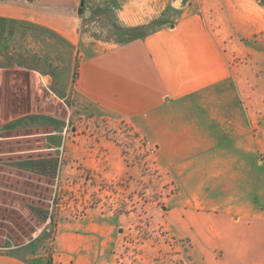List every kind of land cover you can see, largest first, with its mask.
I'll return each instance as SVG.
<instances>
[{
	"label": "crops",
	"instance_id": "obj_1",
	"mask_svg": "<svg viewBox=\"0 0 264 264\" xmlns=\"http://www.w3.org/2000/svg\"><path fill=\"white\" fill-rule=\"evenodd\" d=\"M206 3H184L172 11L169 0H0V78L18 72L27 77L32 97L44 86L53 97H74L119 119L147 122L166 115L175 118L166 123L174 131L181 121L191 122L193 137L185 147L192 155L186 160L203 161L210 171L207 185H192L189 194L213 197L216 185H225V175L233 173L237 161L235 154L228 155L233 150L254 170L264 161L248 155V112L232 92V68L210 29ZM140 4L153 14L133 23ZM168 16L173 22L146 30ZM126 30L139 34L125 36ZM48 67L64 70L57 90L49 72H41ZM19 108L13 102L9 109L17 115L4 119L0 103V132L34 123L35 113L22 114ZM50 138L47 134L43 141ZM220 189L219 195H227ZM197 200L178 202L168 215L198 264H264V207ZM113 226L100 219L65 224L50 258L33 250L7 252L0 254V264H105L116 243Z\"/></svg>",
	"mask_w": 264,
	"mask_h": 264
},
{
	"label": "rangeland",
	"instance_id": "obj_2",
	"mask_svg": "<svg viewBox=\"0 0 264 264\" xmlns=\"http://www.w3.org/2000/svg\"><path fill=\"white\" fill-rule=\"evenodd\" d=\"M197 1L169 4L173 11ZM205 1L210 29L232 68V92L248 112V155L264 161V0ZM135 9L140 19L133 23L153 14L144 4ZM173 20L168 16L152 21L146 30ZM137 31L126 30L125 36H136ZM63 71L41 68L49 72L56 90ZM76 74L75 66L73 79ZM21 80L24 85L18 86ZM29 84L18 72L0 78L3 118L17 115L9 109L13 102L20 106L18 112L35 113L32 125L0 132V254L33 250L50 258L65 224L100 219L114 223L116 238L105 264H198L191 244L169 223L171 208L180 201L191 205L193 198L264 207V165L256 170L246 166L236 150L228 154H235L237 161L233 173L225 175V185H216L215 196L189 194L192 185H207L210 171L203 161L186 160L192 155L185 147V140L193 137L191 122H179L183 126L174 131L166 123L175 118L166 115L156 114L147 122L119 119L74 97H53L41 83L44 91L35 89L32 97ZM47 134L51 138L45 143ZM220 188L227 195H219Z\"/></svg>",
	"mask_w": 264,
	"mask_h": 264
}]
</instances>
